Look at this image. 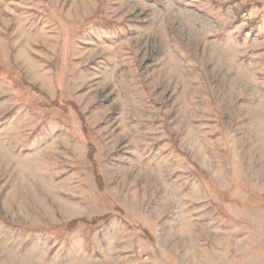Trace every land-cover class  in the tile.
<instances>
[{"label": "rangeland", "instance_id": "rangeland-1", "mask_svg": "<svg viewBox=\"0 0 264 264\" xmlns=\"http://www.w3.org/2000/svg\"><path fill=\"white\" fill-rule=\"evenodd\" d=\"M0 264H264V0H0Z\"/></svg>", "mask_w": 264, "mask_h": 264}, {"label": "trees", "instance_id": "trees-1", "mask_svg": "<svg viewBox=\"0 0 264 264\" xmlns=\"http://www.w3.org/2000/svg\"><path fill=\"white\" fill-rule=\"evenodd\" d=\"M78 222H79V223H80V222L85 223L84 221H78ZM78 222H77V223H78ZM74 223L76 224V222H74Z\"/></svg>", "mask_w": 264, "mask_h": 264}]
</instances>
